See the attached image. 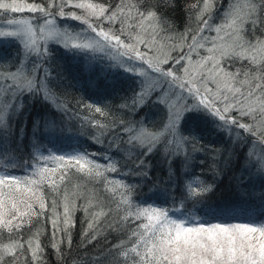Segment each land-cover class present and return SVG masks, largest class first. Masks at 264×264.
Listing matches in <instances>:
<instances>
[{
  "label": "snow or ice",
  "instance_id": "1",
  "mask_svg": "<svg viewBox=\"0 0 264 264\" xmlns=\"http://www.w3.org/2000/svg\"><path fill=\"white\" fill-rule=\"evenodd\" d=\"M173 3L174 0H117L103 5L88 0H0V23L15 26L11 30L0 28V38H15L12 43L18 49L11 59L0 56V164L6 169L0 171V264H19L25 244L31 255L27 264H39L44 251L39 233L24 243L19 238L2 243L3 233L18 237L26 224L48 212L52 247L59 251L62 241L58 235H68L75 226L72 215L76 200L84 195L67 190L65 181L72 169L102 181L113 194L119 222L133 225L127 240L113 245L119 249L121 264H264V222L197 223L187 217L174 219L167 209L134 206L130 199L132 185L106 175H119L122 167L129 165L127 174H142L148 167L147 158L159 154L169 164L171 178L178 175V170L172 168L173 161L189 167L194 153L209 149L214 165L223 159L227 166L235 157L237 163L243 161L242 171L255 168L264 175V0H231L221 22L215 25L210 20L219 0H198L191 5L198 24L195 34L189 27L183 33L162 37L167 43H161L157 37L166 30V22L159 8ZM73 8L82 11H66ZM25 12L37 15L7 18V13ZM206 31L215 32V36L204 35ZM56 47L70 53L114 51L113 59L124 80L111 86L127 91L116 110L131 118L120 119L109 133L115 137L109 145L110 149L117 145L115 151L68 157L45 156L41 152L36 134L42 125L34 120L32 159L21 165L9 149L14 140L23 141L26 128L17 125L25 108L40 102L57 111H67L51 83ZM202 49L206 55H201ZM236 61L244 63L240 69L232 70ZM84 107L101 117L109 116V111L100 106ZM145 108L151 115H141ZM91 123L99 129L109 127L98 119ZM201 123L224 137L229 147L204 146ZM43 127L54 128L55 121H44ZM100 135L95 139L103 144ZM117 155L124 161L122 167H118ZM97 156L103 163L97 161ZM32 160L37 167L33 168ZM48 161L56 166L48 167ZM23 168L33 169L31 175L13 174ZM215 171L218 173V166ZM44 186L49 189L50 200ZM212 189L200 177H193L180 193L181 203L191 201L194 206ZM84 199L82 207L87 213L97 200L92 193ZM58 207L63 208L62 213ZM111 211L101 206L100 211L90 213L88 229H94ZM120 211L123 215H119Z\"/></svg>",
  "mask_w": 264,
  "mask_h": 264
},
{
  "label": "trees",
  "instance_id": "2",
  "mask_svg": "<svg viewBox=\"0 0 264 264\" xmlns=\"http://www.w3.org/2000/svg\"><path fill=\"white\" fill-rule=\"evenodd\" d=\"M90 1L103 5L117 2V0ZM34 2H39V0H34ZM197 2L198 0L194 4ZM148 3H155V0H148ZM191 5H193V0H174L173 4L159 8V13L166 22L164 25L166 30L160 33L157 40H160L161 43H167L161 38L171 36L174 33H183L189 27L192 29V34H195L198 24ZM226 6H231V0H219L216 11L210 20L213 25L221 22ZM66 11L68 10L66 9ZM28 14L25 12L23 16H28ZM18 15L20 14L18 13ZM33 15L37 14H31L28 18ZM7 18H16V16L13 13H7ZM58 26H60L59 23ZM107 26L105 24V27ZM209 32L206 31L204 35H215V32L210 34ZM5 45L8 43L5 44L3 41L0 43V56L11 59L18 50L17 46ZM116 62L112 57L101 53L80 51L70 53L62 47L54 49L51 62L53 76L51 83L56 94L66 105L67 111L66 113L57 111L53 106L40 102L25 108L17 125V127L24 126L26 128L23 141L21 143L14 140L9 149V153L16 158V163L23 165L24 161L32 159V122L34 120L41 121V129L36 135L39 138L41 152L45 156L68 157L77 153L87 152L91 155L116 150L117 145H113L111 149L109 147L112 140L115 139L109 133L114 126L118 125L120 119L131 118L125 117L122 112L116 110L121 98L127 94L126 90L117 91L111 86L116 81L124 80L123 72L116 67ZM242 63L244 62L236 61L234 68L231 65L230 68L232 70L240 69ZM126 87L125 85V89ZM87 104L108 110L109 116H99L93 110L84 107ZM145 113L151 115L150 109L145 108L141 115ZM136 118L139 119V117ZM97 119L101 123L108 124V129L96 128L91 122ZM52 120L55 121V127L46 130L43 127V122ZM200 130L204 146H211L216 149L229 147L225 138L211 131L209 125L201 123ZM101 132H104L105 135H100ZM97 135H100V139L105 141L103 144L96 142L95 137ZM119 147L122 149L124 146L120 144ZM211 155V149L202 153H194L189 159V167H184L178 161H173L172 168L178 170V175H173L171 178H169V164L159 154L147 158L145 163L148 167L144 168L142 174L132 173L130 175L127 173L130 171L131 165L122 167L124 161L117 155L115 159L120 160L118 167H122L121 173L119 175L106 173V175L112 179H122L125 183L132 185L133 191L130 193V199L134 206L151 205L167 209L172 218L175 217V219L187 217L197 223L251 222L259 224L264 222V175H261L255 168L242 171L243 161L237 163L235 157L232 163L227 166H225L223 159L218 160L217 164L214 165ZM96 159L103 163L99 156ZM32 163L33 168L38 166L35 160H32ZM55 166L51 161H48V167ZM217 166L219 168L218 173L215 171ZM5 170L4 165L0 164V171ZM32 171L31 168H23V170H15L13 174L30 176ZM197 176L202 181L212 185L213 189L205 193L200 202L195 203L194 206L191 201L182 205L180 193L184 191L185 184ZM65 184L69 192L79 191L84 195L76 200L77 207L72 215L75 226L69 229L68 235L63 232L58 235V240L62 241L59 245V251L52 247L53 230L48 221L51 212L46 213L38 220L34 219L30 224H26L20 230L18 237L10 236L5 231L2 243H8L10 239L16 238L24 243L34 234L39 233L38 241L44 249L39 264H121L122 258L118 257L119 249H114L113 245H119L120 241L127 240L128 230L133 225L119 222V216L115 210L116 203L112 200L113 194L105 189L102 181L91 179L84 173L76 172L75 169L70 171ZM61 188L63 189L64 185ZM44 192L46 198L50 200L52 197L48 195L47 186H44ZM89 193L96 197L97 203H94L93 207L89 208L86 213L82 205L86 203L84 196ZM118 199L119 197H117ZM57 202L58 204L61 203L60 198H57ZM101 206L105 211H108L109 208L113 211L108 216L102 217L94 229L89 230L90 213L100 211ZM57 211L62 213L63 208L58 207ZM119 215H123V212L120 211ZM85 232L88 233L87 236L84 235ZM93 235L95 239H92ZM69 236L70 244L68 242ZM30 259L31 255L25 244L24 256L19 264H27Z\"/></svg>",
  "mask_w": 264,
  "mask_h": 264
},
{
  "label": "rangeland",
  "instance_id": "3",
  "mask_svg": "<svg viewBox=\"0 0 264 264\" xmlns=\"http://www.w3.org/2000/svg\"><path fill=\"white\" fill-rule=\"evenodd\" d=\"M197 0H193V4L194 2H196ZM28 2H34V0H28ZM88 2H92L90 0H88ZM94 3V2H92ZM67 10H71V11H76L78 14L82 11V10H79V9H67ZM20 15H18V13H15V16L16 18H28L29 15H31V13L28 14V16H23L24 13H19ZM73 23H78V22H73ZM58 26V24H57ZM15 26H8L7 24H4V23H0V28H3V30H11L12 28H14ZM59 27V26H58ZM133 31H135V29H133ZM212 33V31L209 32V34ZM215 34V33H214ZM87 35V34H85ZM94 35V34H93ZM170 35V34H169ZM210 36H215V35H210ZM15 38H0V40H2L3 42L8 43V45H13V46H16L14 43H12V41L14 40ZM52 42H50L51 44ZM8 45H5V46H8ZM141 50H144L143 49V46H141ZM187 50V49H185ZM201 51V55H206L207 53L204 52V50H200ZM80 52H93V53H101V54H104V55H108V57H112L115 55V52L112 51V50H105V51H92V50H87V51H83L81 50ZM175 53V52H174ZM3 54V53H2ZM178 53H175L174 55H177ZM121 59H126V58H121ZM193 59H197V57L195 55H193ZM175 219V217H173Z\"/></svg>",
  "mask_w": 264,
  "mask_h": 264
}]
</instances>
